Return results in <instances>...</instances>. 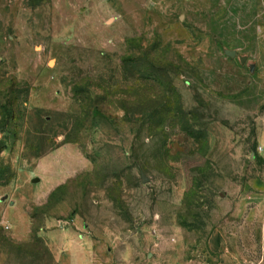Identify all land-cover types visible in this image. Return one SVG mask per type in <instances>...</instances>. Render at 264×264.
I'll list each match as a JSON object with an SVG mask.
<instances>
[{
  "label": "rangeland",
  "instance_id": "rangeland-1",
  "mask_svg": "<svg viewBox=\"0 0 264 264\" xmlns=\"http://www.w3.org/2000/svg\"><path fill=\"white\" fill-rule=\"evenodd\" d=\"M263 11L0 0V264H58L49 222L111 239L115 264L125 245L147 260L157 243L194 254L216 232L238 264H264ZM12 206L16 227L29 217L25 240L3 222Z\"/></svg>",
  "mask_w": 264,
  "mask_h": 264
},
{
  "label": "crops",
  "instance_id": "crops-1",
  "mask_svg": "<svg viewBox=\"0 0 264 264\" xmlns=\"http://www.w3.org/2000/svg\"><path fill=\"white\" fill-rule=\"evenodd\" d=\"M258 1L263 2L264 7V0ZM261 15L264 17V11ZM262 23L264 25V21ZM261 33L263 35L261 34L258 36V39L264 41V29L261 30ZM256 52L257 55L261 57V70L264 71V42L257 46ZM258 142L264 156L263 129H260L258 133ZM13 209L18 210L17 206H12L2 213L3 222L13 230L18 240H25L29 237L31 232L28 220L29 217L24 213L22 219L26 221V223L21 222L23 225L16 227L10 220ZM63 210L64 204L56 207L53 213L54 217L65 215ZM41 237L46 239L48 246L56 255L58 264H115L116 255L114 247L111 246L112 240L107 237L105 240L72 238L70 234H67V230L63 225H60L57 230L50 222L46 225V231H42ZM227 244L222 234L216 232L209 239L207 246L206 243L201 245V247L199 246V252L196 250L194 254H187L184 252L176 255L175 253L178 250L186 247L180 243L175 245L170 243H157L153 253L149 255V259L147 260L145 255L146 245L141 246V243H139L137 247L133 248L129 245H125L123 254L119 256L118 259L120 264H238L236 259H232L226 254V249L228 248ZM206 249L209 253L208 256H206V254L203 255V250L206 251ZM168 251L171 253L170 255Z\"/></svg>",
  "mask_w": 264,
  "mask_h": 264
},
{
  "label": "trees",
  "instance_id": "trees-1",
  "mask_svg": "<svg viewBox=\"0 0 264 264\" xmlns=\"http://www.w3.org/2000/svg\"><path fill=\"white\" fill-rule=\"evenodd\" d=\"M118 106H120V105L118 104ZM96 108H97V110H99V112L101 111V106H100L99 103H97ZM122 108H123L124 110H126V112H128L127 107L124 106L123 104H122ZM101 116H102V115H101ZM53 195H54V194H53ZM53 195L50 196V200L53 198ZM33 240H34V241H37V242H39V243H44V244H45V242H44L41 238H39L38 236H35ZM26 245H28V244H26Z\"/></svg>",
  "mask_w": 264,
  "mask_h": 264
},
{
  "label": "water",
  "instance_id": "water-1",
  "mask_svg": "<svg viewBox=\"0 0 264 264\" xmlns=\"http://www.w3.org/2000/svg\"><path fill=\"white\" fill-rule=\"evenodd\" d=\"M232 56L235 57L236 54L233 53ZM240 61L242 62V64L246 63L247 62V58L246 57H240ZM255 68H256V66L254 64L250 65L251 72H254Z\"/></svg>",
  "mask_w": 264,
  "mask_h": 264
},
{
  "label": "bare ground",
  "instance_id": "bare-ground-1",
  "mask_svg": "<svg viewBox=\"0 0 264 264\" xmlns=\"http://www.w3.org/2000/svg\"><path fill=\"white\" fill-rule=\"evenodd\" d=\"M51 65H53V63Z\"/></svg>",
  "mask_w": 264,
  "mask_h": 264
}]
</instances>
